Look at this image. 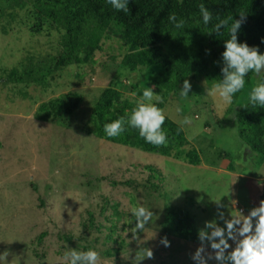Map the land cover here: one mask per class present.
<instances>
[{
	"label": "trees",
	"instance_id": "trees-1",
	"mask_svg": "<svg viewBox=\"0 0 264 264\" xmlns=\"http://www.w3.org/2000/svg\"><path fill=\"white\" fill-rule=\"evenodd\" d=\"M202 4L213 14L212 21L207 25L203 23L200 13ZM128 8L127 13L117 12L106 0H0V15L10 9L8 15L14 20L21 13L19 22H24L31 36L51 38L54 35L56 39V43L51 46L53 53L30 56L12 67L0 66L1 82L21 87L37 85L43 93L55 92L58 79L62 78L63 73L69 71L76 78H82L84 75L79 70L82 69L81 64L85 62L93 66L96 63L95 52L105 50L108 61L103 64L111 66L116 75L111 74L110 85L102 88L91 103L81 125L82 132L97 139L198 166L203 162L204 149L201 145L199 149L192 147L186 128L167 114L163 128L167 132L168 141L159 147L146 143L138 130L131 128L119 137H107L103 131L104 126L122 117L126 119L148 86L160 98L157 106L163 109L168 97L185 80L191 84L204 81L208 86L217 83L222 78L221 54L224 41L230 38L232 18L241 19L240 12H245V16L237 33L238 42L256 47L260 53H264V0H129ZM172 15L177 22L183 21L182 28L175 27V23L169 19ZM221 21L226 22L225 27L219 33L213 32L215 25ZM91 27L101 33L93 31ZM87 35H93L94 40H89L88 54L84 53L83 56L80 51L87 47ZM109 40L114 41L116 46L107 45L104 48L103 45ZM125 76L126 79L137 78L130 82V93L123 90L120 82ZM245 79V88L234 97L229 114L231 118L234 116L232 124L235 122L245 156L251 157L252 165L256 164L258 170L264 162V109L254 110L248 105L247 98L256 86L255 83L264 82V77L250 72ZM20 93L22 98L28 97L27 92ZM83 102V94L71 90L43 102L35 116L62 128H71ZM218 155L229 159L230 163L224 169L235 170L232 156L224 152H218ZM133 167L139 168L143 175L110 180L113 187L125 188L128 202L122 198L113 199L101 195V220L95 221L90 211L87 218L81 219L86 233L95 230L100 235L87 243H81L82 238L74 239L72 233L61 234L59 238L66 243L63 246L68 251L94 249L100 254V264H171L170 261L177 260L174 255L182 246L179 245L181 240L199 239L197 223L187 209L168 203L170 194L164 187L166 175L170 172L173 176L175 172L168 171L165 174L153 164H133ZM175 175L178 183L180 178ZM57 190H60L59 186ZM89 194L92 195L90 191ZM154 194H157V198ZM150 195L155 198L153 204L160 203L162 212L160 214L158 209H151L155 220L150 222L153 224L150 234V223L141 231L137 230L141 238L139 251L128 252L126 231L128 236L132 235L131 231L136 224L130 211L138 206L148 208L150 204H144V197L149 198ZM189 200L193 201L191 198ZM259 200L264 201L263 194ZM190 203L194 205V202ZM156 228L157 231H154ZM145 231L146 235L142 237ZM45 234L43 232L38 235V241ZM164 239L169 242L168 246L163 243ZM99 243L105 248L95 247ZM148 249L152 251V257L137 262Z\"/></svg>",
	"mask_w": 264,
	"mask_h": 264
},
{
	"label": "rangeland",
	"instance_id": "rangeland-1",
	"mask_svg": "<svg viewBox=\"0 0 264 264\" xmlns=\"http://www.w3.org/2000/svg\"><path fill=\"white\" fill-rule=\"evenodd\" d=\"M8 13L10 9L0 15V66L12 67L30 56L53 53L54 35L51 38L31 36L24 22H19L22 14L19 13L13 20ZM91 29L101 33L98 29ZM90 39L93 41L94 36L87 35V47L80 51L83 56L88 54ZM107 45L116 46V43L109 40L104 48ZM94 59L96 63L93 66L85 62L81 64L82 78H76L69 71L63 73L55 92L43 93L37 85L21 87L3 84L0 78V253H8L7 264H62L61 253L68 252V248L63 246L66 243L60 240L61 234L72 233L74 239L82 238L81 243L94 240L100 234L95 230L86 233L81 219L87 218L90 211L95 221L101 220V195L128 202L125 188L113 187L110 180L142 176L141 170L133 164H153L165 174L172 171L179 176L177 183L175 174L172 176L168 172L169 175H166L164 187L170 194L168 203L187 209L197 223L198 235L200 230H207V222L215 221L217 226L225 227L231 216L240 213L248 215L261 203V193H258L254 182L231 174H254L264 182V162L257 170L256 164L253 166L252 159H249L251 157L245 156L235 122L232 124L234 116L231 118L229 114L231 106L226 107L218 96L213 95V86L204 81L193 85L187 80L191 84L189 97L179 95L180 86L168 97L163 108L165 114L186 128L190 145L195 148L201 145L204 149L203 162L198 166L97 139L82 132L81 125L91 103L102 88L110 85L111 74L116 75L111 66L103 64L108 61L105 50L96 51ZM74 69L77 67L74 66ZM136 80V77H122L123 90L130 93V82ZM71 90L84 96L81 110L74 117L71 128L65 129L35 116L43 102ZM20 91L27 92L28 97L22 98ZM178 105L182 108L180 113L176 112ZM185 117L190 119V123H182ZM245 151L248 153L247 149ZM218 152L234 158L231 159L234 171H221L230 162L227 157L220 158ZM58 186L60 190H57ZM154 195L157 198V194ZM144 200L145 205L150 204V210L158 209L161 214L160 203H152L155 201L153 196L144 197ZM240 208L243 211L239 212ZM150 225L148 234L153 227V224ZM43 232L46 234L38 241L37 236ZM131 232L132 235L128 236L126 231V250L138 252L140 235L135 229ZM141 235L144 237L146 231ZM228 243L230 247L226 252L236 246L231 239ZM179 245L182 246L174 255L177 260L170 261L171 264H195L192 257L202 245L206 256H214L207 240H181ZM96 246L105 248L100 243ZM208 264L217 262L213 258Z\"/></svg>",
	"mask_w": 264,
	"mask_h": 264
},
{
	"label": "clouds",
	"instance_id": "clouds-1",
	"mask_svg": "<svg viewBox=\"0 0 264 264\" xmlns=\"http://www.w3.org/2000/svg\"><path fill=\"white\" fill-rule=\"evenodd\" d=\"M106 3L117 12H129V0H106ZM200 13L205 25L212 21V12L203 4L200 6ZM239 14L241 19L232 18L229 28L230 38L224 41V50L221 54L222 78L213 85L211 90L212 94L218 96L226 107L233 105L236 94L245 88V78L250 72L264 77V53H260L256 47L238 42L237 33L241 28L245 12ZM169 19L175 23L176 28L183 27V21L177 22L174 15ZM225 24V21L216 24L213 32L219 33ZM190 91L191 84L185 80L178 93L181 97L187 98ZM247 101L254 110L264 109V82L258 83L252 89ZM159 102L160 98L155 96L153 89L148 86L143 90L142 96L136 101V106L126 119L122 117L105 124L103 129L105 135L119 137L131 128L138 130L146 143L158 147L166 145L168 136L163 128L166 114L157 106ZM181 111L182 108L178 105L176 112ZM182 123L188 124L190 119L185 117ZM219 215L223 217V213ZM130 216L136 221L134 228L136 232L141 231L151 222L153 212L150 208L138 206L131 209ZM205 227L207 230H200L199 238L202 242L205 240L210 242L214 256L211 254L206 256V250L202 245L192 257L195 264H208V261L213 258L217 264H264V201H261L258 207L252 208L248 215L240 213L231 216V219L225 222V227L217 226L215 221L207 222ZM229 239L235 241L236 246L230 252H226L230 247ZM163 243L165 246L169 244L167 239H164ZM7 255V252L0 253V264H7ZM146 257H152L150 249L137 262ZM62 264H100V254L94 249L87 251L72 249L64 253Z\"/></svg>",
	"mask_w": 264,
	"mask_h": 264
},
{
	"label": "crops",
	"instance_id": "crops-1",
	"mask_svg": "<svg viewBox=\"0 0 264 264\" xmlns=\"http://www.w3.org/2000/svg\"><path fill=\"white\" fill-rule=\"evenodd\" d=\"M221 171L228 172L229 170L222 169ZM231 175L234 176V177H244L245 179H250L252 182L255 183V186H256V188L258 190V193L263 194L261 191L264 189V186H260V185L262 183L264 184V182H263V180L260 177H255L253 174H247V175L241 174L242 175L241 176V175H238L237 173H232ZM260 195H259V197H260Z\"/></svg>",
	"mask_w": 264,
	"mask_h": 264
},
{
	"label": "built area",
	"instance_id": "built-area-1",
	"mask_svg": "<svg viewBox=\"0 0 264 264\" xmlns=\"http://www.w3.org/2000/svg\"><path fill=\"white\" fill-rule=\"evenodd\" d=\"M236 205L238 206L239 204H236ZM240 211H243V209L240 208V209H239V212H240Z\"/></svg>",
	"mask_w": 264,
	"mask_h": 264
},
{
	"label": "water",
	"instance_id": "water-1",
	"mask_svg": "<svg viewBox=\"0 0 264 264\" xmlns=\"http://www.w3.org/2000/svg\"><path fill=\"white\" fill-rule=\"evenodd\" d=\"M263 196H264V191H263Z\"/></svg>",
	"mask_w": 264,
	"mask_h": 264
}]
</instances>
